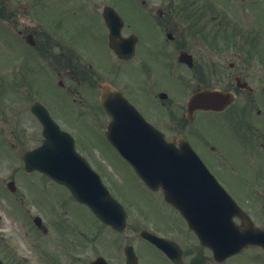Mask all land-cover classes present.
Segmentation results:
<instances>
[{"label":"flooded vegetation","instance_id":"obj_1","mask_svg":"<svg viewBox=\"0 0 264 264\" xmlns=\"http://www.w3.org/2000/svg\"><path fill=\"white\" fill-rule=\"evenodd\" d=\"M68 3L59 10L41 0V67L54 73L61 87L76 94L73 100L92 105V114L85 115L88 122L81 115L65 122L73 131L77 149L92 153L91 162L103 168L98 165L97 156L101 155V149L107 154L111 149L100 130L107 120L98 98L99 85L103 82L121 89L141 113L168 136L193 135L190 123L201 111L186 118L183 101L186 103L195 90L212 88L230 92L236 107L217 113V124L230 128L223 142L233 145L234 152L240 150L241 164L252 170L249 175L234 178L235 196L244 199L242 208L264 229V171H261L264 160L260 161L264 159V0H138L136 5L145 20L142 28H131V23L121 15L125 23L119 37L135 34L133 49L129 48L130 41L124 45L117 38L115 50H108L109 55L99 54L94 51L98 46L84 43L72 33L70 37L65 36L61 29L62 16L74 19L84 12L101 20L102 36L108 49L109 29L103 22L101 6L111 3L107 0L102 4L91 0H68ZM55 9L58 12H53ZM0 21L23 37V30L16 22L26 28L31 19L25 6L13 4V0H0ZM13 56L11 36L1 33L0 66L11 65ZM5 83L0 82V85L4 87ZM176 87L189 92L174 96L172 92ZM253 109L255 112L251 113ZM54 118L60 123L56 116ZM5 121V116H1L0 122ZM88 123H91L93 137L88 135ZM0 134L10 139L8 148L13 149L20 161L22 148L31 147L38 140L30 143L35 138L24 130L3 129ZM195 141L205 146L201 138ZM218 146L227 150L222 143ZM231 168L234 174L239 173L235 163ZM258 170L260 173L256 172ZM259 181L261 191L252 188ZM19 182L22 185L24 180L19 179ZM19 194L22 195L21 190L16 192ZM132 196L142 211V202L150 204L144 209L145 215L136 216V224L128 225L138 231L135 239L129 237L125 229L117 233L120 238L110 242L108 236L114 231L105 229L84 205L66 193L42 203L41 218L53 224L51 236L46 238L44 232L41 239L44 230H37L34 219L37 213L25 211L24 221L38 232L39 243L42 241L48 249L42 253L46 264H92L97 257H103L104 264H264V247L259 244L246 247L240 253L215 257L159 193L147 200L141 195ZM126 206L130 211V206ZM234 222L241 223L238 217ZM143 229L170 241L176 254L171 250L170 255L139 236ZM129 245L135 254L130 260L126 254Z\"/></svg>","mask_w":264,"mask_h":264},{"label":"water","instance_id":"obj_2","mask_svg":"<svg viewBox=\"0 0 264 264\" xmlns=\"http://www.w3.org/2000/svg\"><path fill=\"white\" fill-rule=\"evenodd\" d=\"M106 92L107 95L103 96L102 101L106 110L113 116L111 125L114 134L111 138L114 144L133 163L136 171L149 187L157 188L159 185L164 187L165 197L190 218V221L200 230L199 233L202 237L206 238L209 223L216 221L221 225L222 230L219 241H225L228 234L229 236L233 234L231 228L228 227L231 219L230 201L223 192L217 191L212 183L205 179L207 178L205 172H199L197 164L192 162V154L187 142L180 140V146L176 147L172 139L166 140L161 133L151 132L140 120H138L140 124L135 123L127 113L120 111V108L125 104L122 105L123 102L117 101L125 102V100L119 94L112 93L110 89H106ZM214 95L216 93H209V95L200 93V96L207 98L211 104L215 102ZM195 105L194 103L192 106ZM36 108L37 106L32 107L34 111ZM35 112L46 127L47 139L44 140L40 148L25 157L27 168L30 170L38 168L65 182L81 200L96 203L107 201L103 198L102 193L104 192L100 185H94L87 175L82 174V171L79 173V170L65 168L57 164L60 157L54 154V148L51 147L55 136L50 127L51 121L41 113L40 107ZM200 179H202V183H200ZM84 182L94 186L93 191H86ZM203 187L209 188L204 189ZM211 188L214 189L209 190ZM97 210L104 213L101 214L102 217L110 219V216L105 214L101 207H98ZM245 239L246 234L241 235L237 232L239 243L237 247L246 244ZM0 264L3 263L0 261Z\"/></svg>","mask_w":264,"mask_h":264},{"label":"rangeland","instance_id":"obj_3","mask_svg":"<svg viewBox=\"0 0 264 264\" xmlns=\"http://www.w3.org/2000/svg\"><path fill=\"white\" fill-rule=\"evenodd\" d=\"M45 3L59 10L69 5L68 0H45ZM113 5L116 7L119 14L127 18V21L131 23V27L133 29H140L145 24V20H142L143 16L140 15L139 6H137L133 0H114ZM53 12H58V10L55 9L53 10ZM28 14L33 21L41 24V0H34L33 3H31ZM254 15L256 17H259V13L256 11H254ZM62 22H63V26H62L61 32L65 36L70 37L72 36L70 33H72L82 42L84 43L87 42V43L95 44L96 46H98L96 49H94V51H97L99 54L109 55V51H108L109 49H107V44H105L104 42V38L102 36L103 34L102 26L99 20H96L95 18L88 16L84 12H80L76 15L74 19H71L68 16H62ZM85 28H87L88 30H84ZM1 33H6V29L4 28L3 25L0 28V34ZM11 40L13 42L14 56L16 57V55H18L19 61L27 65V66L22 65L19 69L26 70V73L23 75L20 72H18V70H16V66L21 64L16 61L13 63V67H12V69L14 68V71H15L14 72V82L9 81L12 72H8L7 77L5 74H0V81L1 79L4 80V78L6 77L5 81L7 83H16V82L27 83L29 85V100L33 99L38 94H39V97L41 98V89L46 95L45 99L47 101L50 100V96L46 92L45 87L43 86L41 87V80L42 81L45 80L41 76V62L39 61L38 55H36L35 52H32V50L36 51L37 47H31L30 49L31 51H29L31 54L28 57L27 55L24 54L28 51V47L26 43L16 34L15 35L13 34L11 36ZM23 57L24 59L22 60ZM19 93H21V88L19 90H12V89L2 90L0 87V117L4 115L5 120L8 121V123L12 127H14L16 130L21 129L22 126H20L19 124L21 120L23 127H25L26 130L31 132L34 130V128L36 129L37 125L39 124L36 122L34 118L31 117L30 114L23 113L24 114L23 115L21 113L20 117H16L17 107L19 106V104H21L22 101L26 99L25 96L22 97L19 95ZM173 94L176 95V93H173ZM20 106H22V104ZM63 110H64V113L66 114L67 111L72 112L73 108H70V104H65ZM90 110H92V106L90 107ZM52 111L54 112L55 115H58L59 112H61V110L53 104H52ZM87 127H88V135L93 137L91 123H88ZM229 131H230L229 127L223 128L221 126H217L215 127V130H212L210 132V136L217 144L221 145L222 143L226 146L227 148L226 152H229L233 156L231 158L233 159L235 164L239 167V173L234 174L232 172V178L233 179L237 178V176L239 175H249L252 172V170L250 168L244 167L241 164V158H240L239 151L234 152L233 145H231L232 146L231 147L230 145L224 143L222 140V138H224V136H226ZM4 140L7 143H9V140L7 138H4ZM0 152H3L5 155H8L6 157H11L7 148L0 147ZM101 155L108 161V163L112 164L116 169L119 170L118 176L121 178L122 183L127 185L128 187L129 193H126L122 188L116 186V195L119 198H121V195H123L122 199H124L130 206L131 214H133L134 216H140L141 214H143V211L141 210L138 201L134 199L132 195L145 194L146 193L145 189L136 179H133L132 177H130L129 175L130 172L128 168L121 161V159L117 155L114 154V152L109 150L108 155H107L105 149H102ZM97 160L100 161L98 157H97ZM263 160L264 159L262 158L260 161L263 162ZM6 167L7 165L6 166L1 165L0 177H2V179L5 178L8 173V169ZM259 171L260 170L256 172L260 173ZM261 171H264V169H261ZM105 172L109 176H112V177L115 176V174L111 173V171L108 170L106 166H105ZM29 176L30 178L32 177L38 178L36 181H34L33 186H38L41 189V181H42L41 175L38 173H29L28 175L26 174L22 175L23 178H27ZM40 178H41V181L39 180ZM227 182H230V181H227ZM58 197L59 196H58L57 188L54 187V185H48L44 188V191L41 194V198L32 197L30 200L33 206H40L41 199L52 198L53 200H55ZM8 205L9 207H14V206H18L21 204L17 202L16 200H13V201H9ZM0 216H1L0 233L3 234L2 237L4 238L5 241L9 243H13L17 245L19 249H22L24 245H19V242H21L22 239L17 237V235L14 234L10 230V227H9V224L12 222V220L7 210V198L5 196L3 197L0 196ZM23 250L26 253V255L30 259H32V261H35L34 252L32 251L33 249L31 250L25 245V248H23ZM0 255L9 264H29L30 263L29 259L19 256L18 253L13 251V249L11 248V244L8 246L5 242H1Z\"/></svg>","mask_w":264,"mask_h":264}]
</instances>
